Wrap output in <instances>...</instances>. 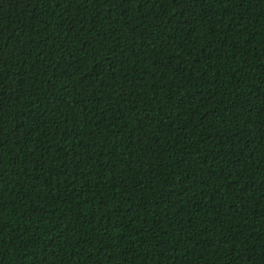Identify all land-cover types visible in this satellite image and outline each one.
<instances>
[{"label": "trees", "instance_id": "1", "mask_svg": "<svg viewBox=\"0 0 264 264\" xmlns=\"http://www.w3.org/2000/svg\"><path fill=\"white\" fill-rule=\"evenodd\" d=\"M0 264H264V0H0Z\"/></svg>", "mask_w": 264, "mask_h": 264}]
</instances>
